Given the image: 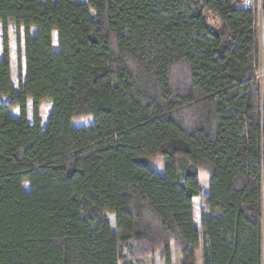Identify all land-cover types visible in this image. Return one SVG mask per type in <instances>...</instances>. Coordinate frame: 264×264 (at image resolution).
Wrapping results in <instances>:
<instances>
[{"label": "trees", "instance_id": "trees-1", "mask_svg": "<svg viewBox=\"0 0 264 264\" xmlns=\"http://www.w3.org/2000/svg\"><path fill=\"white\" fill-rule=\"evenodd\" d=\"M258 33L234 0H0V264H264Z\"/></svg>", "mask_w": 264, "mask_h": 264}, {"label": "rangeland", "instance_id": "rangeland-1", "mask_svg": "<svg viewBox=\"0 0 264 264\" xmlns=\"http://www.w3.org/2000/svg\"><path fill=\"white\" fill-rule=\"evenodd\" d=\"M79 1H85V0H79ZM255 11V10H254ZM256 12V20H257V26H258V42H259V50H260V59H261V66L258 71V77L259 79H262L264 75V14ZM208 23L213 26L214 28H218V24L215 23V19L213 17L208 18ZM34 32V30H32ZM13 33V30H12ZM20 36H21V54L18 55L16 53V47L18 46V42H16L14 34H10L8 37V44L10 48L9 56H10V62L12 66V85L15 90H17V73H18V64H21V72L22 76L24 78L25 75V64H24V54H23V37L24 32L23 29L20 30ZM53 49L56 50V35H53ZM2 54V46H1V34H0V57ZM12 115L17 116L18 112L13 111L11 112ZM28 117L31 118V110L30 105L28 106ZM92 123L91 120H81L77 121L73 124L75 128H85L90 126ZM147 163V166L151 168L152 170L156 171L158 174L163 175L164 173V166H165V160L162 157H144L142 160ZM198 179L200 184V191L202 195H207L208 191V175L204 173L203 171H198ZM24 189H28V185L24 184ZM193 209H194V224L195 227L200 232V221L202 216L208 215L206 212V209L203 205V202L200 198H196L193 200ZM108 222L110 223L112 231H115V228L113 226V217L111 215H107ZM170 259L171 264H182L181 260L177 254V252L174 250L173 246L170 247ZM140 264H164V256L157 252L154 256L149 257L141 261ZM196 264H201L200 262V251L196 254Z\"/></svg>", "mask_w": 264, "mask_h": 264}, {"label": "built area", "instance_id": "built-area-1", "mask_svg": "<svg viewBox=\"0 0 264 264\" xmlns=\"http://www.w3.org/2000/svg\"><path fill=\"white\" fill-rule=\"evenodd\" d=\"M234 2L244 9H253L264 14V0H234Z\"/></svg>", "mask_w": 264, "mask_h": 264}]
</instances>
